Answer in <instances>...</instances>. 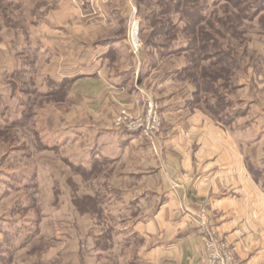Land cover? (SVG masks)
Masks as SVG:
<instances>
[{"label":"rangeland","instance_id":"rangeland-1","mask_svg":"<svg viewBox=\"0 0 264 264\" xmlns=\"http://www.w3.org/2000/svg\"><path fill=\"white\" fill-rule=\"evenodd\" d=\"M46 1L0 0V264H127L118 255L126 232L116 236V229L96 224L94 215L80 214L74 204L76 192L88 195L103 165L93 163L86 170L74 171L67 159L71 149L54 146L59 140V122L62 117L71 121L72 114L69 104L61 105L67 102L68 84L56 87L47 77L65 70L61 64L67 61L70 65L74 53L56 49L60 34L53 31V14L43 22L50 9ZM49 1L58 4V0ZM67 1L79 13L76 25L79 21L85 28L108 24L104 15L108 1ZM119 3L129 6L124 31L133 84L152 68L183 82L196 78L197 84L189 81L192 107L215 111V119L225 126L255 100L252 117L258 116L259 128H263L264 115L258 107L264 108V0ZM133 20L140 21L142 46L137 57L127 43ZM235 26L241 47L235 41ZM236 56L240 75L233 69ZM215 63L231 69L223 75L232 79L228 90L219 81L201 78V69ZM260 169L256 179L264 188V165ZM86 171H94L91 179L83 176ZM117 210L113 208L115 215ZM106 229L112 230L111 235L103 236ZM115 242L113 255L94 251L109 250Z\"/></svg>","mask_w":264,"mask_h":264},{"label":"crops","instance_id":"crops-1","mask_svg":"<svg viewBox=\"0 0 264 264\" xmlns=\"http://www.w3.org/2000/svg\"><path fill=\"white\" fill-rule=\"evenodd\" d=\"M106 1L108 24L77 26L79 13L67 0L55 6L47 0L43 22L52 13L53 31L60 34L56 49L74 53L70 65L61 64L65 70L47 77L68 84L61 105L69 104L72 114L71 121L59 122L54 146L71 149L67 159L75 168L103 165L87 193L104 195L102 225L116 229V236L126 232L119 257L127 264H196L201 240L192 219L205 209L208 226L232 247L237 264H264V188L250 172L264 165V156H256L264 155V125L259 128L258 116L252 117L256 101L224 127L191 106L189 81L152 68L133 84L124 31L129 6ZM146 96L155 100L163 121L153 141L113 125L120 107L136 114L142 106L134 100ZM116 247L94 251L113 255Z\"/></svg>","mask_w":264,"mask_h":264},{"label":"built area","instance_id":"built-area-1","mask_svg":"<svg viewBox=\"0 0 264 264\" xmlns=\"http://www.w3.org/2000/svg\"><path fill=\"white\" fill-rule=\"evenodd\" d=\"M127 43L130 52L137 57L142 43L140 40V21L130 23ZM134 104L142 106V110L132 114L126 106L120 107L114 117V126L140 137L153 140L162 126L159 107L151 97L136 98ZM198 225L201 240V252L196 264H237L232 247L208 226V214L205 209L193 216Z\"/></svg>","mask_w":264,"mask_h":264},{"label":"trees","instance_id":"trees-1","mask_svg":"<svg viewBox=\"0 0 264 264\" xmlns=\"http://www.w3.org/2000/svg\"><path fill=\"white\" fill-rule=\"evenodd\" d=\"M238 20H239V17H238V15H236L235 16V23H237ZM236 32H237V27L235 26V41H236V43H238L239 41L237 42V38L240 36V34L238 35ZM239 44L240 45H238V46L241 47V43L240 42H239ZM236 46H237V44H236ZM218 66H219V63L218 64L215 63L214 65H211L209 68L201 69V71H200L201 75H202L201 78H202V80H206V78H208L209 80H215L216 83H217V81H219L222 84L226 85L224 89L228 90L227 85L232 83V79L229 76L227 77V79H224L223 75H229L231 69L230 68H224V67L219 68ZM195 68H199L200 69L199 66H197ZM217 68H219V69H217ZM233 69L235 70V75L237 73H239L237 75H240L242 73L241 72L242 71L241 67L239 65V61H237V56L235 57V67ZM235 78H236V76H235ZM189 81L192 82V84H197V82H198V80L196 78H193L192 80L189 79ZM51 84L53 86H56V87H61L63 85V83H60L58 85L55 84V83H51ZM236 88H237V86L235 85V92H236ZM230 90L233 92L234 88L231 87ZM205 112H206V110H205ZM206 113L209 116H211V118H213L216 122H218L220 124V122L215 119V114H216L215 111L213 112L211 109H207ZM235 115H238V114L235 113ZM235 117L236 116L232 117L230 122L227 125H225V126L223 125V126L224 127H226V126L229 127L232 124L233 119ZM72 169L74 171L86 170V169H81V168H75L73 166H72ZM86 172H87L86 174L83 173L84 177L88 176L89 172H91V171H86ZM250 172L255 177V179H256L257 175L261 174L260 171H258V170L254 171L253 169H250ZM93 173H94V171H93ZM256 181L258 182L257 179H256ZM75 196H78L77 199L74 198V204H75V207H76L77 211L80 214H82V215H85V214H88L90 216L94 215L96 221L99 223L98 225H102L103 224V219H104V212H103V209H102V204L104 203V195L95 194V195L90 196V195H86V194H79V193L76 192ZM102 200H103V202H102ZM111 232H112V230L106 229L102 234H103V236L111 235ZM102 234H100V235H102ZM107 248H109V247H104L103 249H107Z\"/></svg>","mask_w":264,"mask_h":264}]
</instances>
